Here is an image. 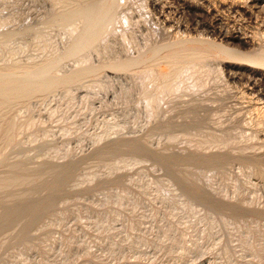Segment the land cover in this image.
<instances>
[{"label": "rangeland", "instance_id": "374dc122", "mask_svg": "<svg viewBox=\"0 0 264 264\" xmlns=\"http://www.w3.org/2000/svg\"><path fill=\"white\" fill-rule=\"evenodd\" d=\"M98 1L0 0V28L15 14L3 24L1 71L65 51L73 38L47 24L61 7ZM126 1L130 21L100 52L58 71L89 74H60L62 84L24 89L0 109V264H264L260 68L211 47L199 85L187 77L152 109L138 77L178 40L232 48L229 37L246 35L264 45V0H239L247 12L236 0H155L165 10ZM31 27L48 33L38 40Z\"/></svg>", "mask_w": 264, "mask_h": 264}, {"label": "bare ground", "instance_id": "6f19581e", "mask_svg": "<svg viewBox=\"0 0 264 264\" xmlns=\"http://www.w3.org/2000/svg\"><path fill=\"white\" fill-rule=\"evenodd\" d=\"M125 1L126 0H102V1H98V2H95L92 4L82 5V6L79 4H77V5L74 4V6H71V7H61L63 9L60 8L59 9L60 11L58 10L59 13H56L57 15H55L53 17V19H51L49 21V23L46 26L47 27L46 29L47 30L49 29L48 32H50L51 27L59 26V27L63 28L66 31V33L70 37L73 38V40L71 41L69 46L67 45L68 47L65 49V51L59 52L60 54H57V52H56V53H54L55 54L54 56L49 55L50 57H47L44 60H40V62H38V63L26 65V64L20 62V60L22 61V59L18 60V62L13 63L9 58L12 57V55L16 49V47H15L16 45L14 44L12 47H15V49H12V47H11L8 50V53H9V51H11V49L13 50L10 52V54L12 53V55H10L9 58H8L9 54H6L7 57L5 56V59L10 60L8 62H11L10 64L8 63V65H7V66H9V68H7V70H5V71H3L4 69L1 71V69L4 68V66H6L5 64H7V63L2 64V65H4L3 67L0 66L1 67L0 68V71H1L0 72V109L2 110V107H4L3 104L5 103V101H11L13 98H15L14 95H18V93L24 91V89H26L25 92H27V91L31 92V89L35 88L38 85V87L40 89L44 90L47 86H48L47 88L50 87V84L47 85L48 81H49V83L52 84L51 87H53V84H54V86H56L58 84L59 85L62 84L65 79H64L63 74L59 72L60 74H62L64 80L61 78L62 76L60 74H58V71H60V69L63 66L64 61L66 59H70V58L72 59L73 58L75 60L78 58L82 62L87 61V63H89L90 61L88 62V60H89L88 58L90 55L84 54V52L90 53V51H92V50L100 52L98 50V47L102 44L104 45L107 36L109 34H112V33H116V32L118 33V31H120L123 28V26L126 25V23H128L130 21L129 14L123 13L121 8H120L121 5H123V2H125ZM236 1L232 4L230 2H228V3H230L232 7H236L238 9L240 8L241 10H243V12L248 11V9L245 6L238 4L239 0L237 1V3H236ZM225 3H227L226 0L221 2L220 5L225 4ZM189 5H192V4L189 3L188 6ZM152 6L158 8L160 10H165V6H163L159 1L157 2L154 0L152 2ZM208 7H210V6H208ZM190 8H191V6H190ZM1 9H2V7H0V10ZM209 10H211V8ZM0 12H2V11H0ZM161 13H162V11H161ZM10 16H11V18H9L8 16L2 17L4 19V21H6V23L9 21L7 24L10 23L12 18H15L14 17L15 14H14V16L10 14ZM5 18L7 20H5ZM8 18L11 20H8ZM3 19H2V21H3ZM0 20H1V17H0ZM2 23L6 24L4 22H2ZM3 24L1 25V27L3 26V29L0 28L3 30V31L2 30L0 31V33L2 34V35L0 34V37H3V33H4V35L7 34L6 36H4L5 40H6V38H10V37H7V36H9L8 35L9 33H7V31L5 32V27ZM121 26H122V28H121ZM32 28L33 27L29 28V30L26 29L25 32L28 33V31H30V29H32ZM34 28L36 30V27H34ZM34 28H33V33H37V35H38L37 39L38 40L41 39V37H42L41 35H43V32H42L43 30H41L42 34L39 36L38 32H35ZM40 28H42V27H40ZM42 29H45V28L43 27ZM45 31H44V34L46 35V33H48V32L47 31L45 32ZM30 32H32V31H30ZM11 33H13V32H11ZM16 34L19 35L18 33H16ZM12 35H14V33L11 34L10 36L12 37ZM37 35H34L33 37H35V36L37 37ZM45 35H43V37ZM171 39H174V38H171ZM0 40L4 41L3 38L2 39L0 38ZM228 40L232 41L233 46H230L232 48L226 47L225 45L224 46L223 45L218 46L214 43H211L213 41H211V42L207 41L208 44L205 43L207 45H204V46H196V45L190 46V45H188L189 42L187 43L188 40L186 42L178 40V42L175 41V43H173V44L171 43L169 45H165L164 49L165 50L168 49L167 50L168 52L165 54L162 53L163 51L160 52L163 47L161 46L162 47V48L160 47L161 49L158 47L159 52L162 53L163 55H157L159 52L156 49L157 53L155 52L156 58L153 59L154 61L138 75L139 87H140L139 94H140L141 99H143L145 101V103L147 104V106L152 109V107H154V105L160 104L161 99H162L161 97H163V95H165V94L169 95L173 92L175 93V92L179 91L180 89H182V87H184V85H185V80L187 77L190 78L189 80H191L192 77H194L193 81L194 82L197 81V83L199 85L198 80H199L200 74L202 75L201 70L202 69L205 70L204 68L207 67L206 66V60L208 59V57H210V54H207L206 52L209 48L214 47V46L217 47L226 57H229L231 59H236L240 62H246V63L248 62L249 65L260 68L259 74H264V45L257 43L258 45L255 46L254 45L255 39L251 38V36L249 37L246 35H239V36L233 35V37H229ZM3 41H1V42H3ZM164 43H166V42H164ZM251 44H253V47L248 48V49H251V51L248 53L240 52L239 49H238L239 51L236 49H233L234 45H236L238 47L241 46V48H242V46H250ZM148 46H146V47H148ZM164 49H162V50H164ZM145 50H146V48H145ZM5 52L7 53V51H5ZM16 53L17 52H15V56H16ZM146 53H147V51H146ZM146 53H144V54H146ZM4 55H5V53H4ZM4 55H2V56L4 57ZM139 55L137 56V60H138ZM15 56L13 55L14 58H15ZM14 58H12V59H14ZM135 59H136V57H135ZM135 59H133L132 61H129L128 63H126V61H125L126 64H124V63H122L121 65L119 64V66H117V68H115V69H125L128 67H131L133 64H136V62H134ZM138 61L141 62L140 60H138ZM162 62H165L168 65V69L161 68L162 66L160 67V64ZM84 66H86V65L84 64ZM79 67L80 66H78L76 68V70L74 67L73 73L71 71V75H70V73H69L70 76L67 75L68 81L69 80L72 81L74 79H77L79 76H82L81 74H83L84 71H83V69L81 70ZM86 67H89V65H87ZM226 67H228V66H226ZM81 68H83V67L81 66ZM5 69H6V67H5ZM97 69H100V68L97 67ZM91 70H93V69H91ZM89 71H90V68L87 70L88 74H89ZM252 71L257 72V70H255V69H252ZM85 72H84V74L87 73V72L86 73ZM67 80H65V82ZM202 83L203 82L201 81L200 86H202ZM31 86H33V87L29 89L30 91L27 90ZM195 86H197V85H195ZM33 91L34 90H32V92ZM32 92H31V94H33L35 91L33 93ZM2 96H3V98H2ZM1 98L4 100H2ZM261 112H262V109H261ZM0 115L2 116V114H0ZM150 115H152V114H150ZM1 120H2V117H1ZM0 185H1V183H0Z\"/></svg>", "mask_w": 264, "mask_h": 264}]
</instances>
